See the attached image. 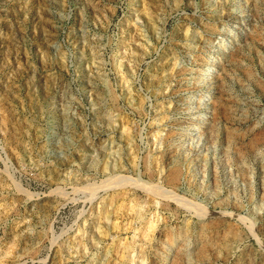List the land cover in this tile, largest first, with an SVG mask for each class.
<instances>
[{"label":"rangeland","instance_id":"1","mask_svg":"<svg viewBox=\"0 0 264 264\" xmlns=\"http://www.w3.org/2000/svg\"><path fill=\"white\" fill-rule=\"evenodd\" d=\"M0 264H264V0H0Z\"/></svg>","mask_w":264,"mask_h":264}]
</instances>
